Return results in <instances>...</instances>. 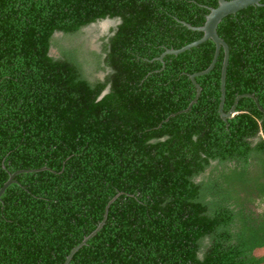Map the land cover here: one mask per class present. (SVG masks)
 <instances>
[{"label":"trees","instance_id":"1","mask_svg":"<svg viewBox=\"0 0 264 264\" xmlns=\"http://www.w3.org/2000/svg\"><path fill=\"white\" fill-rule=\"evenodd\" d=\"M230 1V0H228ZM222 20L224 112L264 110V0ZM218 0H0V264H264V112L219 113ZM117 22L100 50L73 37ZM71 38L57 41L56 35ZM60 48L58 58L51 49ZM96 73H104L100 80ZM107 92L103 97V93Z\"/></svg>","mask_w":264,"mask_h":264},{"label":"water","instance_id":"2","mask_svg":"<svg viewBox=\"0 0 264 264\" xmlns=\"http://www.w3.org/2000/svg\"><path fill=\"white\" fill-rule=\"evenodd\" d=\"M262 1L263 0H230V1L218 0V7L210 9V14L206 17V22L202 27H192L189 24H185L191 30L202 32L204 35L201 39H199L195 42H192V43H190V44H188V45H186L180 49H166L165 52L158 58V60L164 64V58L166 56H168V55H176L177 56V55L183 54L187 51L192 50L193 48H196V47L206 43L209 40H212L216 46L215 55H214L213 61L211 62L210 66L204 71L189 75L191 81L193 82V84L196 87V91H197L196 97L190 103L188 108L184 111L179 112V114L186 113V112L190 111L191 108L193 107V105L197 103V101L201 95L202 88L197 83L196 78L208 75L215 68V65L218 61V58L220 56L222 49L224 51V60H223V66H222V72H221V98H220V106H219V113H220L221 118L226 121L228 118L233 117L236 114V106H237L239 100L243 97L252 98L256 102L258 108L262 112H264V110L262 109V107L259 104L258 99L253 94H244V95L238 96L236 98L234 105H233L232 109L230 110V112L229 113L224 112L223 109H224V104H225V99H226V77H227V69H228L229 60H230V49H229L228 44L218 34V27L224 18H226L229 15L236 14L239 11H242L248 7H251V6H262V4H261ZM107 92L108 91L104 92L102 97L105 94H107ZM43 170H49V168L44 167L42 169H36V170H22V171H18V172L10 174L8 181L0 189V202H1L2 196L5 194L6 190L15 182V177L17 175H19L21 173L39 172V171H43ZM120 195H121V193L118 194L117 196H115L109 202V204L106 207V213L104 216V220L99 224V226L97 227V229L94 232H92L89 236L84 238V240L79 245H77L76 247H74L72 249L70 254L67 256V259H66L64 264H70L74 255L82 247L87 245V243L101 231V229L104 227V225L106 223V220L108 217L109 207L112 205L113 202H115L118 199V197Z\"/></svg>","mask_w":264,"mask_h":264},{"label":"rangeland","instance_id":"3","mask_svg":"<svg viewBox=\"0 0 264 264\" xmlns=\"http://www.w3.org/2000/svg\"><path fill=\"white\" fill-rule=\"evenodd\" d=\"M117 22L110 21V20H104L99 23H97L95 26L88 27L84 30H82L79 35L76 37H73L75 40L74 42L77 44V47H82L85 45L86 50L88 51H98L100 50L101 43L99 42L100 38H102L111 27L115 26ZM57 41H59L61 44L64 41V44L68 43V41L71 39L64 38L63 35L57 34L56 35ZM51 55L58 58L60 56V48L54 47L51 49ZM96 78L103 80L105 77L104 73H96ZM256 255L261 256L264 255V249L258 250Z\"/></svg>","mask_w":264,"mask_h":264},{"label":"crops","instance_id":"4","mask_svg":"<svg viewBox=\"0 0 264 264\" xmlns=\"http://www.w3.org/2000/svg\"><path fill=\"white\" fill-rule=\"evenodd\" d=\"M261 250H263V249H261ZM261 256H264V255H261Z\"/></svg>","mask_w":264,"mask_h":264}]
</instances>
